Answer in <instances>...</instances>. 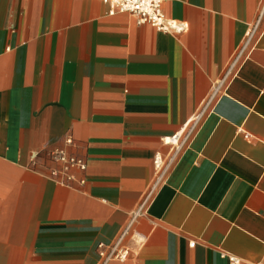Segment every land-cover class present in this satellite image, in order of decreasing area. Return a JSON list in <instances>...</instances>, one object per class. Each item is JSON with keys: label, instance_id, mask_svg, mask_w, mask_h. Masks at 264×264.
Returning a JSON list of instances; mask_svg holds the SVG:
<instances>
[{"label": "crops", "instance_id": "1", "mask_svg": "<svg viewBox=\"0 0 264 264\" xmlns=\"http://www.w3.org/2000/svg\"><path fill=\"white\" fill-rule=\"evenodd\" d=\"M162 11L183 31L111 16L101 0H0V264H97L144 200L154 157L187 131L260 15L138 215L131 257L108 264H264V0H163ZM55 148L84 161L83 185L32 171Z\"/></svg>", "mask_w": 264, "mask_h": 264}, {"label": "built area", "instance_id": "2", "mask_svg": "<svg viewBox=\"0 0 264 264\" xmlns=\"http://www.w3.org/2000/svg\"><path fill=\"white\" fill-rule=\"evenodd\" d=\"M101 1L108 6L109 15L111 16L115 14H130L136 17L138 23L148 24L155 30L162 33H179L184 29V27L178 25L177 23L166 19L162 11L163 0ZM260 20L261 15L258 17L256 23L247 32L243 47L234 55V58L228 65L223 78L214 83L211 93L205 100L203 107L195 115V117L187 123V131L177 133L169 139L168 142L172 146L170 153L166 157H162L160 155H156L154 157V178L145 193L144 200L115 239L107 245L98 246L100 251L99 261L97 264H108L112 261L124 262L131 257L132 249L126 244V240L131 237V230L138 218V215L143 212L154 191L164 181L167 173L177 161L180 151L186 145V142L197 128L203 114L220 97L227 79H229V77L234 73L244 56L250 41L255 37ZM65 144L68 147L71 146L72 139L67 138L65 140ZM47 160L49 165H42V168L36 166V160H32V171L49 179L54 184L65 188H70L74 184L83 185L85 183L83 178H77L76 175L77 173H84L86 171V164L82 159L69 152L66 148L53 149L48 153ZM192 245L194 244L191 243L190 246ZM224 257L228 260L229 264H259L243 261L242 259L231 255H224Z\"/></svg>", "mask_w": 264, "mask_h": 264}]
</instances>
